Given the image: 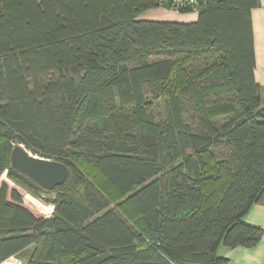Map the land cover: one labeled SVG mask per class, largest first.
Listing matches in <instances>:
<instances>
[{"label": "trees", "instance_id": "trees-1", "mask_svg": "<svg viewBox=\"0 0 264 264\" xmlns=\"http://www.w3.org/2000/svg\"><path fill=\"white\" fill-rule=\"evenodd\" d=\"M258 5L199 0L179 23L139 19L157 0H0V264H230L222 245L260 243L245 221L264 203ZM17 144L66 182L13 171Z\"/></svg>", "mask_w": 264, "mask_h": 264}, {"label": "crops", "instance_id": "crops-1", "mask_svg": "<svg viewBox=\"0 0 264 264\" xmlns=\"http://www.w3.org/2000/svg\"><path fill=\"white\" fill-rule=\"evenodd\" d=\"M139 19L145 21L191 23L197 21L198 14L191 12L181 13L160 7L146 10L139 16ZM252 23L256 60L255 79L261 87L262 105L264 106V0H259L258 7L252 10ZM167 109L165 103H161V105L155 108V110L165 111V114L158 115V117H164L162 119H165ZM245 221L263 229L260 243L254 248H228L222 245L217 254L219 257L227 258L230 264H264V203L253 205Z\"/></svg>", "mask_w": 264, "mask_h": 264}, {"label": "water", "instance_id": "water-1", "mask_svg": "<svg viewBox=\"0 0 264 264\" xmlns=\"http://www.w3.org/2000/svg\"><path fill=\"white\" fill-rule=\"evenodd\" d=\"M10 166L45 190H54L63 185L68 176L69 168L60 161L34 155L24 145L17 144L10 153Z\"/></svg>", "mask_w": 264, "mask_h": 264}, {"label": "rangeland", "instance_id": "rangeland-1", "mask_svg": "<svg viewBox=\"0 0 264 264\" xmlns=\"http://www.w3.org/2000/svg\"><path fill=\"white\" fill-rule=\"evenodd\" d=\"M156 111H157V114H165L164 110H156ZM99 179H100V176H99ZM3 181L9 185L10 189L15 188L22 193L24 197L23 206L28 208L31 212H33L35 216L45 217V218H49L52 216L53 210H54V207L52 205H47L43 203L39 199L35 198L31 193L26 192L25 190L20 188V186L14 184L10 179H8L6 174H4V176L2 177V182ZM43 196L46 198L55 197L54 194H51V195L45 194ZM26 261H27V258L24 257V255H21L19 257L10 258L4 264H24V262Z\"/></svg>", "mask_w": 264, "mask_h": 264}, {"label": "built area", "instance_id": "built-area-1", "mask_svg": "<svg viewBox=\"0 0 264 264\" xmlns=\"http://www.w3.org/2000/svg\"><path fill=\"white\" fill-rule=\"evenodd\" d=\"M159 6L174 11L199 13V0H157Z\"/></svg>", "mask_w": 264, "mask_h": 264}]
</instances>
